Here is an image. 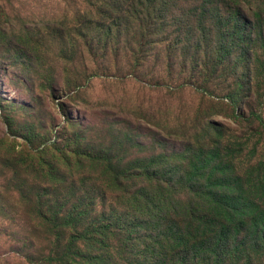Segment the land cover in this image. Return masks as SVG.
<instances>
[{"label":"trees","instance_id":"obj_1","mask_svg":"<svg viewBox=\"0 0 264 264\" xmlns=\"http://www.w3.org/2000/svg\"><path fill=\"white\" fill-rule=\"evenodd\" d=\"M82 2L85 9L72 17H51L48 24L55 29L46 36L65 43V35L75 34L82 58L103 63L90 70L84 63L82 73L66 79L53 76L44 84L52 98H73L71 92H80L99 74L146 83L140 73L152 54L161 52L168 61L165 74L180 69L191 76L179 82L154 78L148 86L191 88L216 99L215 106L227 101V107L242 111L229 115L233 129L209 116L195 118L196 131L180 137L173 129L167 136L166 145L180 142V151L151 156L129 154L143 144L123 132L113 135L112 128L109 141L93 139L83 124L68 134L69 124L79 125L67 116L63 135L51 141L23 131L5 113L14 135L10 166L24 175L18 173L15 182L23 180L22 188L16 187L23 191L39 264L262 262L264 0ZM10 9L0 0V36L8 32ZM26 33L28 47L39 53L43 45H31L34 33ZM67 69L64 64L62 73ZM224 74L231 81L226 87L215 83ZM63 106L57 103L59 110ZM0 107L4 112L2 101Z\"/></svg>","mask_w":264,"mask_h":264},{"label":"rangeland","instance_id":"obj_2","mask_svg":"<svg viewBox=\"0 0 264 264\" xmlns=\"http://www.w3.org/2000/svg\"><path fill=\"white\" fill-rule=\"evenodd\" d=\"M2 1L11 4L12 17L8 32L0 36V101L4 105V112L0 107V264H39L36 252L39 246L38 242L33 243L23 191H17L16 187L18 184L20 190L23 180L15 182L18 173L21 179L24 175L20 170L14 173L10 166L9 152L14 135L4 122L5 113L13 115L23 131L34 130V136L40 134L51 141L58 135H63L62 129L67 126V116L73 121L72 125H79L72 127L69 124L66 128L68 134L82 130L85 128L83 124L88 130L91 129L89 136L93 139L102 136V140L109 141L113 139L110 136L112 128L113 135L123 132L129 139L143 144V147L129 150V154L138 156H151L161 151H180V142L166 145L169 142L167 136L170 137L169 133L173 129H178L176 134L180 137L188 129L196 131L193 123L198 117L204 120L209 116L218 124L236 128L229 115L242 111L241 107H227V101L215 106L213 102L217 103L216 99L191 88L180 92L171 89L155 91L152 85L148 86L154 78L179 82L189 80L191 76L187 72L180 74V69L173 71L172 75L165 74L168 72V61L161 52H154L140 73L139 79L146 83L99 74L89 78L88 85L80 92H71L73 98L69 99L65 95L59 99L52 98L44 84H48L53 76L66 79L76 72L82 73L84 63L89 70L96 69L103 63L99 61L95 65L91 58H82L78 53L81 40L75 34L65 35V43L58 36H46L49 33L47 30L55 29L49 27V19L54 15L60 21L64 17H72L76 11L85 9L82 0ZM57 27L60 29V26ZM27 31L35 36L31 45H43L39 53L36 48L28 47ZM73 41L78 43L75 45ZM52 64H55L56 71L54 66L51 67ZM64 64L68 67L65 74L62 73ZM215 83L226 87L231 81L224 74ZM59 101L64 102L61 110L57 107ZM246 130H241L245 133L244 136L252 137ZM157 135L167 140L159 141L155 138ZM16 141L24 142L19 136ZM31 244L34 245L33 248ZM253 264H264V258L262 262L256 261Z\"/></svg>","mask_w":264,"mask_h":264}]
</instances>
